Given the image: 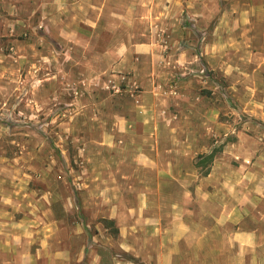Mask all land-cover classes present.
Listing matches in <instances>:
<instances>
[{
  "label": "rangeland",
  "instance_id": "obj_1",
  "mask_svg": "<svg viewBox=\"0 0 264 264\" xmlns=\"http://www.w3.org/2000/svg\"><path fill=\"white\" fill-rule=\"evenodd\" d=\"M204 1L152 35L140 81L75 63L57 0H0V264H155L154 216L184 219L219 191L255 202L264 264V15Z\"/></svg>",
  "mask_w": 264,
  "mask_h": 264
},
{
  "label": "crops",
  "instance_id": "obj_2",
  "mask_svg": "<svg viewBox=\"0 0 264 264\" xmlns=\"http://www.w3.org/2000/svg\"><path fill=\"white\" fill-rule=\"evenodd\" d=\"M200 1L204 6L205 1ZM241 1L237 8L245 14L247 23L254 16L263 20L259 17L264 15V0ZM182 2L186 3L184 10L193 14L194 0H57L59 45L73 54L75 63L89 67L88 72L93 70L90 66L100 64L111 76L134 71L138 80L145 81L147 75L140 66L149 63L148 58L157 46L152 35L176 19ZM223 16L225 19L226 12ZM184 171L187 169L179 170L175 165L171 168L170 175L176 177L174 185L184 186ZM219 175L224 177L223 173L216 176ZM117 177L116 185L121 186L122 179ZM214 177L212 171L200 182L206 184ZM130 181L137 179L123 184L130 186ZM221 181L218 179L217 190L224 189ZM219 192L216 198L211 195L208 200L195 203L184 219L177 216L178 210L183 209L179 205L171 207L166 219L154 216L153 232L163 241L161 246H155V264H258L256 259L252 260L257 256L256 230L251 227L256 218L255 202H241L237 194L234 200H226ZM144 214L145 211L139 218L142 223ZM59 254L53 258V264L64 263V253Z\"/></svg>",
  "mask_w": 264,
  "mask_h": 264
},
{
  "label": "trees",
  "instance_id": "obj_3",
  "mask_svg": "<svg viewBox=\"0 0 264 264\" xmlns=\"http://www.w3.org/2000/svg\"><path fill=\"white\" fill-rule=\"evenodd\" d=\"M215 158V152L212 151L208 154H202L198 157V160L196 162L197 167H204L207 164H211L214 161ZM209 174V170H207L204 175L207 176Z\"/></svg>",
  "mask_w": 264,
  "mask_h": 264
}]
</instances>
